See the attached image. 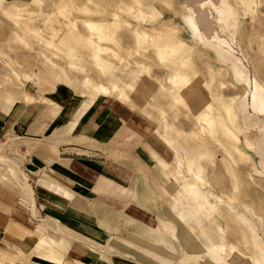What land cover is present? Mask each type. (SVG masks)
Segmentation results:
<instances>
[{
  "label": "rangeland",
  "instance_id": "obj_1",
  "mask_svg": "<svg viewBox=\"0 0 264 264\" xmlns=\"http://www.w3.org/2000/svg\"><path fill=\"white\" fill-rule=\"evenodd\" d=\"M226 1L232 7V14H228L223 0H207L205 3L200 0H0L10 11L22 10L24 21L33 17L31 25L41 31L40 35L25 32L0 9V89L22 88L27 81L37 84L44 81L53 88L69 87L88 94L91 90L83 84L86 76L104 84L119 81L129 94V99L121 100L161 133L163 154L176 162L171 166L179 172L184 171L185 175L197 171L204 182L199 179L191 182L198 184L199 189H207L209 196L210 192L213 193L214 197L209 199L216 204L215 218L219 217V221L215 219L213 229L223 235L226 251L222 250L221 254L224 260L229 264H257V261H264V115H259L251 107L247 109L249 114H245L237 104L244 93L250 91L245 79L259 76L264 81V50L260 48L264 47V0H245L249 11L245 10L243 0ZM60 2L65 5V10L58 8ZM140 6L146 15L136 13ZM130 7H135L136 12L130 13ZM190 8L198 11L206 8L216 30L213 37L192 32L185 20ZM89 19L112 22L108 25L112 40L102 42L109 49L101 54L108 63L105 71L100 70L92 56V48L82 39L88 37L84 20ZM73 22H77L75 34L79 32L80 35L69 37ZM137 31L149 34L141 44L135 39ZM17 34L22 36L21 39L14 37ZM166 34L168 38L162 37ZM62 39L67 41L61 42ZM158 39L162 44L166 40H181L188 46L178 44L177 50L182 57L176 63H160L157 58L160 47L152 42ZM205 41L230 49L244 63L221 59L216 49ZM69 46L76 54L74 58L68 55ZM181 61L188 62L185 72L192 81L183 88L180 82L177 84V90L184 96L177 101L173 94L175 85L170 78ZM237 71L242 72L243 79L236 74ZM113 95L118 97L117 93ZM235 98L238 117L230 126L239 133L240 151L232 146L235 142L221 128L212 134L202 129L198 119L208 102L215 115L228 121L224 103ZM232 107L229 108L230 115ZM20 138L14 135L0 141V145L3 144L0 159L8 161L5 165L0 160V188L10 197L11 206H7L6 211L15 212L23 220L37 225L33 219L36 214L31 213V199L20 185L26 177L32 183L26 170L31 148L30 145L24 147L25 142ZM81 138L77 143L99 148L92 140ZM58 140L61 139L55 136L52 139L55 146L62 143ZM249 141L251 145H248ZM188 156L196 157V164L180 159ZM13 161L17 164L14 168L19 179L10 175L9 165L13 166ZM43 228L41 232L35 231L36 246L44 237L45 226ZM34 252L29 255L19 253V258L15 259L0 251V257L5 258L3 262L6 264L45 263L36 249Z\"/></svg>",
  "mask_w": 264,
  "mask_h": 264
},
{
  "label": "crops",
  "instance_id": "obj_2",
  "mask_svg": "<svg viewBox=\"0 0 264 264\" xmlns=\"http://www.w3.org/2000/svg\"><path fill=\"white\" fill-rule=\"evenodd\" d=\"M0 9L8 10L3 3ZM193 14L190 11L185 20L195 19ZM182 45L188 46L186 42ZM185 62H179L172 75L180 74L182 88L192 81ZM98 66L105 71L107 60L102 57ZM86 78L109 87L110 93L90 89L81 94L69 87L53 88L44 81L0 89V141L17 135L24 147L31 148L26 170L35 193L33 219L37 222L33 225L7 212L10 197L0 188V251L15 259L19 253L35 254V231L45 226L43 236L55 242L65 264H229L214 252L225 250L226 244L223 235L213 229L215 219L219 221L214 215L216 204L209 199L213 193L209 196L207 189L191 182L199 179L203 183L200 173L195 171L192 177L171 166L176 162L163 154L161 133L121 100L129 99V94L119 81L104 84ZM177 87L174 98L181 101L184 96ZM235 103L236 98L224 103L229 122L215 115L208 102L198 119L202 129L212 134L221 128L237 150L241 139L230 126L238 117ZM205 113L212 117V124L202 121ZM54 136L63 140L86 137L99 148L77 142L55 146ZM180 159L196 164L197 158ZM40 259L45 263L33 264H59Z\"/></svg>",
  "mask_w": 264,
  "mask_h": 264
},
{
  "label": "bare ground",
  "instance_id": "obj_3",
  "mask_svg": "<svg viewBox=\"0 0 264 264\" xmlns=\"http://www.w3.org/2000/svg\"><path fill=\"white\" fill-rule=\"evenodd\" d=\"M88 1H90V0H88ZM206 1L207 0H200L201 3H205ZM208 1L211 2L212 0H208ZM223 1L227 5L226 9L228 10V14H232V12H233L232 7L229 5V3L226 0H223ZM243 4H244V7H245V10L249 11V8H248L249 6L247 5L245 0H243ZM57 6H58L59 9H63L65 5L60 2V4H58ZM88 6H89V4H88ZM85 9H87V7ZM134 9H135V7H130V8H128V11L130 10L131 11L130 13H132L133 11L136 12V10H134ZM64 10H65V8H64ZM137 10L138 11L136 13H138V12H139V14L141 13L140 16L146 15V13L143 12V9L141 8V6L138 7ZM190 10H191V8H190ZM21 11L20 10L19 11L4 10V12H7L8 15L10 17H12L16 21L17 25L20 24L22 26V28L25 30V32H29L30 34L40 35L41 31L38 30L37 28H36L37 30L34 29V27H32V25H31L32 22H33L32 21L33 17L30 16V18L27 19L28 21H24L23 18H22L24 16V14H22ZM69 11H72V10H69ZM191 11H193V13H194L193 15H194L195 19H188V20H186V22L188 23V25H189L190 29L192 30V32L193 33L195 32V33H197V35H200V36L205 35L207 37H211V36L213 37L216 34V30H215V27L213 25V22H212L210 16L208 15V13H206V8H201L200 11H198L196 9L191 10ZM39 12H40V10H39ZM87 12H88V10H87ZM116 16H117V18L119 17L118 15H116ZM222 16H224V15H222ZM76 23L73 24L74 27H73V29L71 31L72 32L71 33L72 36L76 35L77 33L75 34V32L78 31ZM110 23H112V22H110L108 20H104V21H96V20H92V19L84 20V26L89 31V34H88V37H84L83 36L82 39H83L84 43H86L88 46H90L92 48V52H93L92 56H93L94 60L98 63V65H100V61L102 60V55L101 54L103 52H105V51L107 52L109 50L107 46L102 45V42L103 41L112 40V34L109 31V27H108V25H110ZM21 26H19V27H21ZM29 33H28V35H29ZM57 34H59V33H57ZM147 34L148 33H146L145 31H143V32L137 31L136 32V37H135L136 42L138 44L143 43V41L146 40V38H147ZM77 35H80L79 32H78ZM14 37L20 38L22 36L16 35ZM162 37L168 38L169 35L166 34V35H163ZM45 38H43V39H45ZM20 39H19V41H20ZM41 39H42V36H41ZM261 39L263 40V38H261ZM53 42H51V43H53ZM152 42L155 45L160 47V50L157 53V58H158V61L160 63L171 62V63L174 64V63H176L178 61V59H180V54H179V52L177 50V49H179V45H178L179 43H177L176 41L166 40L165 43L162 44L161 40L158 39L157 41L155 40V42H154V40H152ZM182 43L185 44V42H182ZM205 43L208 44V45L213 46L216 49V51H217V53H218V55H219V57L221 59L227 60L230 63L242 62L241 61L242 59L237 57L236 55H234V52H232L230 49H225L223 47H220V45H217V44L212 43L210 41H205ZM260 48H263V50H264V47H260ZM263 50H262V53H263ZM68 55H69V57H72V58H74V56H76V54L72 51L71 47L69 49ZM72 65H74V64H72ZM104 66H106V63L102 64V69H104ZM237 74H238V76L240 78H242V79L244 78L242 72L237 71ZM170 79L172 80L173 85H177L180 82V74H174V76H172ZM245 81H246L247 85L250 86V91H246L244 93V95L241 97V100L237 104V108L244 109L245 114L246 113L249 114L247 109L249 107H251L259 115H264V81L259 76L249 77V78L245 79ZM85 82H86L85 83L86 87L89 88V89H92V90H95V91H98V92H101V93H104V94H109L110 93L109 87H107V86H105V85H103L101 83H95V82H93L92 79L86 78ZM115 88L116 87H114V89ZM26 97H27V99H29L28 96H26ZM207 108L210 109V106L208 105ZM228 111H230V109H228ZM246 117L248 119H250L249 115H246ZM202 121L205 124H212L213 123V119H212L211 116H209V113H205L202 116ZM81 139H82L81 137H75V139H72V140H70V139L63 140V139H61V140H58L57 142H62L63 143L64 141H67V142H70V143L71 142L76 143V142H80ZM1 145L3 146V144H1ZM1 145H0V148H3ZM237 150L240 151L239 148H237ZM242 152L243 151H241V153ZM0 160L2 162H4L5 165H7L8 161L6 159H0ZM13 164H14L13 166L9 165V167H10V175L14 176L15 179H19V177L16 178L17 173H16V170L14 168V166L17 165V164H16L15 161H13ZM262 165L264 166V162L262 163ZM20 185H21V190L24 193H26V195H28L30 197L31 203H32L31 204L32 205L31 209H32L33 214L35 215L36 203H35V200H34V197H33V188L31 186V184L28 182V178L26 177V181L23 184H20ZM37 231L41 232L42 230L40 228H38ZM35 249L38 251V253H40V256L42 258L47 259L48 261L53 262V263L55 262V263H59V264H65V260L63 258H60L59 252H58V250H56L55 242L50 240V239H48L47 237H43L41 243L38 246H36ZM214 252L219 254L220 256H222L220 249H214ZM4 260H5V258L0 257V262H2V264H6V263L3 262ZM257 263L258 264H264V261L260 260V261H257ZM77 264H85V263L78 262Z\"/></svg>",
  "mask_w": 264,
  "mask_h": 264
}]
</instances>
